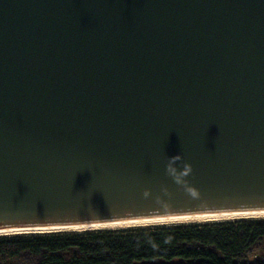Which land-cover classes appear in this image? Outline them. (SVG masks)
Masks as SVG:
<instances>
[{"label":"water","instance_id":"95a60500","mask_svg":"<svg viewBox=\"0 0 264 264\" xmlns=\"http://www.w3.org/2000/svg\"><path fill=\"white\" fill-rule=\"evenodd\" d=\"M237 211H264V0H0V228Z\"/></svg>","mask_w":264,"mask_h":264},{"label":"trees","instance_id":"16d2710c","mask_svg":"<svg viewBox=\"0 0 264 264\" xmlns=\"http://www.w3.org/2000/svg\"><path fill=\"white\" fill-rule=\"evenodd\" d=\"M0 264H264V219L0 237Z\"/></svg>","mask_w":264,"mask_h":264},{"label":"bare ground","instance_id":"6f19581e","mask_svg":"<svg viewBox=\"0 0 264 264\" xmlns=\"http://www.w3.org/2000/svg\"><path fill=\"white\" fill-rule=\"evenodd\" d=\"M264 211H237V212H208L184 216L154 218L109 222L102 224H86L80 226L49 227V228H0V237L44 235L53 233H82L94 231H115L136 228L164 227L173 225L205 224L214 222H229L237 220H261Z\"/></svg>","mask_w":264,"mask_h":264},{"label":"clouds","instance_id":"9594fccd","mask_svg":"<svg viewBox=\"0 0 264 264\" xmlns=\"http://www.w3.org/2000/svg\"><path fill=\"white\" fill-rule=\"evenodd\" d=\"M182 156L180 154H176L169 158L168 163L166 165V174L171 176L175 183L178 185H182L189 194L195 196L198 195L197 191L188 185L187 180L185 177L189 176L193 169L190 163L184 162L181 169H178L177 163L182 161ZM165 193H167V189H163ZM150 195L149 190L144 191V196L148 197Z\"/></svg>","mask_w":264,"mask_h":264}]
</instances>
